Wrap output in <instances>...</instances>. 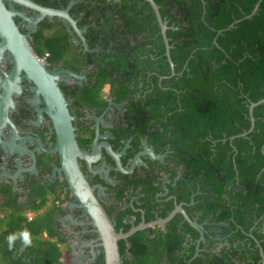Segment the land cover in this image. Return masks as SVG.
Segmentation results:
<instances>
[{"label": "trees", "instance_id": "16d2710c", "mask_svg": "<svg viewBox=\"0 0 264 264\" xmlns=\"http://www.w3.org/2000/svg\"><path fill=\"white\" fill-rule=\"evenodd\" d=\"M34 1L62 8L69 0ZM153 1L169 26L172 75L145 0H74L68 13L93 50L73 46L70 31L56 17L46 27L59 25L62 32L53 37L36 33L33 49L65 59L86 55L85 64L99 72L98 80L110 79L116 99L127 101L137 129L154 150L166 151L160 167L166 169V195L172 197L160 215L171 209L173 198L183 202L187 214L197 213L198 221L206 222L208 233L199 242L203 249L195 256L194 244L183 254L163 253L160 242L142 239L124 253V264H156L163 255L169 264H260L264 101L252 108V129L241 133L250 125L248 104L264 96V0L247 17L257 0ZM145 191L152 197L155 188ZM0 192L5 193L0 197V264H61L57 241L38 235L49 230L51 216L27 220L21 214L42 208L44 191H34L23 204L8 197L9 189ZM172 218L174 224L179 213ZM184 228L195 232L186 222ZM25 230L29 245L21 236ZM12 234L17 238L10 247Z\"/></svg>", "mask_w": 264, "mask_h": 264}, {"label": "flooded vegetation", "instance_id": "af4514ba", "mask_svg": "<svg viewBox=\"0 0 264 264\" xmlns=\"http://www.w3.org/2000/svg\"><path fill=\"white\" fill-rule=\"evenodd\" d=\"M4 2L7 3L6 0ZM12 7L31 20L37 17V12L32 9L15 3ZM16 18L14 16L13 20ZM14 22L28 41L36 61L42 63L49 74L56 73L53 82L71 116L75 143L80 151L90 155L88 162L77 158V164L114 231L124 233L139 222L161 219L176 204L183 209V202L177 203L172 198L171 209L160 215L172 197L171 194L166 195L167 172L160 167V163H165L166 151L154 150L146 136L137 129L127 101L116 99L110 79L98 80L99 72L91 64H85L86 55L79 56V59H76L78 55H71L65 59L63 54L53 56L45 52L39 55L34 51L36 33L53 37L62 32L59 25L46 27L54 24L56 18L43 17L36 25L18 18ZM46 30L49 31L47 35L44 34ZM69 31L71 44L82 46L80 39ZM92 50L81 48V51ZM75 63L76 69L70 67ZM2 107L6 111V120L0 125V140L4 142V145L0 144V190L7 192L9 189L8 197L20 204L27 203L28 196L34 191H44L41 194L44 205L33 213L51 216L48 219L50 228L43 229L38 235L42 239L57 241L61 264H104L98 233L89 223L90 218L83 207L71 195L60 170L58 153L52 151L55 131L45 110V102L6 48L0 49V109ZM151 154L162 155V158H153ZM136 156L138 159L134 161ZM133 161L131 171L124 172ZM167 165L170 166L169 163ZM149 185L155 188L152 197L145 191ZM4 194L0 192V197ZM161 196L164 197L159 198ZM187 205L191 206L192 200ZM25 211L31 210L22 209L21 214L27 220L32 219ZM179 215L174 224L172 216L164 224H154L125 239H118L119 264H124V253L129 252L132 243L142 239L160 242L163 253L183 254L193 244V253L195 249L196 253L203 249L199 248V242L208 233L206 222L198 221L197 213H186L196 223L195 228ZM185 222L195 232L184 228ZM259 249L258 245V252ZM156 264H169L167 255H163Z\"/></svg>", "mask_w": 264, "mask_h": 264}, {"label": "water", "instance_id": "95a60500", "mask_svg": "<svg viewBox=\"0 0 264 264\" xmlns=\"http://www.w3.org/2000/svg\"><path fill=\"white\" fill-rule=\"evenodd\" d=\"M151 7L156 23L159 28V34L161 36L164 55L169 66L170 75L173 74V65L169 56V44L165 35V30L169 27L166 21L163 20L159 14L158 7L153 0H145ZM260 0H257L253 5L251 12L246 15L250 16L253 14L258 6ZM0 0V49L6 48L12 55L15 62L21 67L28 79L31 81L33 86L41 95L46 105V111L50 116L54 131H55V143L52 151L58 153L60 170L63 171L67 187L72 196H74L79 206L83 207L86 214L90 218V224L94 226L98 233L99 245L102 247L104 264H119L120 258L117 250L116 241L118 239H125L137 230H141L154 224H164L167 222L175 213H180L182 217L193 227L197 228L194 221L190 220L186 215L185 211L180 207L179 204L168 212V214L158 220L143 223L139 222L135 226L129 228L124 233L115 232L111 223L108 221L104 211L100 207L98 201L92 193V188L87 184L83 174L81 173L77 164V158H84L88 162L90 155L80 151L75 143L73 128L71 126V116L69 115L64 102L62 100L60 91L56 87L53 79L56 77V73L49 74L43 67L42 63H38L33 56V53L23 35L18 31L17 24L14 22L13 17L26 21L30 25H36V22L41 18L45 17L51 19L56 17L60 22L69 30H71L81 41L82 46L86 49V43L84 37L81 34V29L76 26V20L72 18L68 9L74 3V0H69L68 3L62 8L47 7L35 3L33 0ZM12 3L23 6L25 8L32 9L37 12L35 19L28 18L23 12H20L12 7ZM29 37V36H28ZM264 101V96L255 102L248 104V115L250 125L247 131L241 133L245 135L253 127V117L251 114L252 108L257 104ZM6 120V111L2 107L0 109V125ZM0 144L4 145V142L0 140ZM151 152V150H147ZM153 158H162V155H152ZM137 160V156L134 158ZM124 169V172H130L135 162ZM196 250L192 257L196 255ZM261 257V264H263V255L261 249H259ZM191 257V258H192Z\"/></svg>", "mask_w": 264, "mask_h": 264}, {"label": "clouds", "instance_id": "9594fccd", "mask_svg": "<svg viewBox=\"0 0 264 264\" xmlns=\"http://www.w3.org/2000/svg\"><path fill=\"white\" fill-rule=\"evenodd\" d=\"M23 243L25 245H29L31 243L30 238H29V233L25 230L23 233H21ZM17 238L15 234L10 235L7 239L9 242V246H12L13 241Z\"/></svg>", "mask_w": 264, "mask_h": 264}, {"label": "rangeland", "instance_id": "374dc122", "mask_svg": "<svg viewBox=\"0 0 264 264\" xmlns=\"http://www.w3.org/2000/svg\"><path fill=\"white\" fill-rule=\"evenodd\" d=\"M55 32H56V29H55ZM44 34H46V35L49 34V31L46 30V31L44 32ZM25 213H26V215H27L28 217L34 215L33 211H25ZM2 227H3V225H2V223L0 222V229H1Z\"/></svg>", "mask_w": 264, "mask_h": 264}]
</instances>
